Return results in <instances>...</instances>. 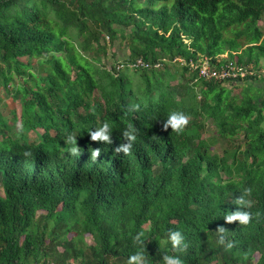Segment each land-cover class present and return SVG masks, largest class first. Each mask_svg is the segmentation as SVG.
<instances>
[{"label":"trees","instance_id":"trees-1","mask_svg":"<svg viewBox=\"0 0 264 264\" xmlns=\"http://www.w3.org/2000/svg\"><path fill=\"white\" fill-rule=\"evenodd\" d=\"M259 21L264 0H0V88L20 107L12 123L0 109V264H128L138 250L143 264H163L165 253L184 264H264ZM117 41L124 60L101 69ZM199 56L256 72L200 79L199 98L184 66L168 83L174 58ZM136 58L151 68L128 66ZM118 64L143 77V94L125 89ZM224 83L246 85L238 99ZM173 111L188 116L182 132L164 127ZM105 121L112 142L92 140ZM236 210L250 222L227 221ZM177 230L179 251L169 239Z\"/></svg>","mask_w":264,"mask_h":264},{"label":"rangeland","instance_id":"rangeland-1","mask_svg":"<svg viewBox=\"0 0 264 264\" xmlns=\"http://www.w3.org/2000/svg\"><path fill=\"white\" fill-rule=\"evenodd\" d=\"M258 25L260 26L261 29L264 30V23L263 21H259ZM239 41L241 42H246L244 37H241L239 39ZM118 50L117 51V59H115V57H112V52L113 50ZM126 52V48L125 46L121 45L120 42H116V46L113 48L112 46L109 47V51H108V55L106 57H104L103 61L100 64V68L101 69H106L109 70L111 66H113V64L118 60H124V53ZM227 53L223 54V57L226 56ZM24 59V58H23ZM260 64L264 66V59L261 58L260 60ZM262 66L261 70L258 72L256 78H255V82L254 83H258V80H261V78H264V67ZM121 75L123 78H125V89L126 90H133L134 93L136 94L137 92H139V94H143V90H144V86H145V81L143 79V77L140 76V74L138 72H135L132 69H121ZM168 71L171 72V79H169V76H165V79H169L167 80L168 83L170 84H175L177 81L182 80L181 78V69L180 67H178L177 65L171 64V66H168ZM149 73V72H148ZM150 74V73H149ZM15 80V79H14ZM16 82V80H15ZM153 82V81H152ZM199 81L195 82L196 84H194V90L195 92H197V98L200 97V93H199V88L198 85L200 83H198ZM243 85H246V83L244 84H240V86H236V85H231L228 83H224L225 87H229V89L231 90V96L235 95L236 98H240L241 97V92L243 91ZM133 93V97H136L138 95H135ZM0 95L2 96H6L5 98H3V100H0V109L2 110V112L5 114L4 118L6 120H8L9 123H12V115L15 113L19 116V112H20V107H19V102L17 99H14L13 102H11V97L6 95L2 88H0ZM97 96V98H99V94L98 91L95 92V97ZM148 97V96H145ZM146 101L148 99H145ZM14 110V111H13ZM204 122V135L207 136H212L215 134V127L213 122L211 121V119L205 118L202 120ZM19 121L17 120L15 122V125L13 127H17L18 126ZM40 132L42 131L41 129H38ZM30 136H34V133L32 131L29 132ZM225 146V143L220 139H218V141H216L215 144H213L212 150L213 152H219L221 153L223 150V147ZM91 238L90 236L86 237V241H90ZM256 259V255L254 257V260Z\"/></svg>","mask_w":264,"mask_h":264},{"label":"clouds","instance_id":"clouds-1","mask_svg":"<svg viewBox=\"0 0 264 264\" xmlns=\"http://www.w3.org/2000/svg\"><path fill=\"white\" fill-rule=\"evenodd\" d=\"M120 70V69H119ZM133 107L138 108L139 105H134ZM188 116L181 111H173L168 115L164 123V127L167 128L171 126L172 129L176 130L177 132H182L184 127L188 124ZM91 139L92 140H100L107 143L112 142V127L109 122L105 121L102 125L95 128V130L90 131ZM123 135L128 138L129 142L127 144H121L119 149H123L124 152L128 153L132 149V141L136 139V129L133 125L129 124L128 128L124 131ZM70 141L73 143L74 147L70 149V151L74 154L79 153V146L77 145V138L70 137ZM118 149V150H119ZM100 153V148H95V151L92 152V157L95 159ZM237 219L240 220L241 223L247 224L251 220V216L248 212L236 210L231 211L226 215V220L229 222L236 221ZM220 232L226 231L225 228L221 227L219 229ZM169 239L171 240L172 246L177 248L179 251V246L183 239V236L179 230L172 231L170 233ZM221 243H223V239L221 238ZM233 246V242H229L226 247L231 248ZM186 247V245H185ZM145 255L143 251L138 250L137 252L130 255L128 259V264H143V259ZM163 264H184V261L181 259L180 256H173L170 254L165 253L163 256Z\"/></svg>","mask_w":264,"mask_h":264},{"label":"built area","instance_id":"built-area-1","mask_svg":"<svg viewBox=\"0 0 264 264\" xmlns=\"http://www.w3.org/2000/svg\"><path fill=\"white\" fill-rule=\"evenodd\" d=\"M174 65H181L187 68L188 75L195 74L194 80H231L238 78H245L247 75L255 74V69L251 65H241L233 62H228L223 67L217 69L210 64L209 59L206 56H199L196 59L185 61L182 58L176 57L172 60ZM160 64L157 62L154 64L158 67ZM122 64L117 65V69L122 68ZM128 66L131 68L140 66L151 68L152 64L144 62L141 58H136L132 62H129Z\"/></svg>","mask_w":264,"mask_h":264}]
</instances>
